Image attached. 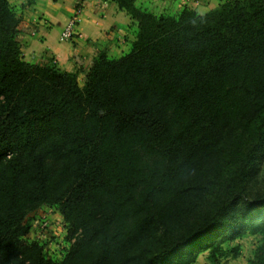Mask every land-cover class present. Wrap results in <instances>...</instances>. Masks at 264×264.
Wrapping results in <instances>:
<instances>
[{
	"label": "trees",
	"instance_id": "trees-1",
	"mask_svg": "<svg viewBox=\"0 0 264 264\" xmlns=\"http://www.w3.org/2000/svg\"><path fill=\"white\" fill-rule=\"evenodd\" d=\"M131 49L80 72L25 62L19 18L0 0V264H195L229 228L262 235L264 196L236 205L264 141V0L156 16L113 0ZM53 208L69 247L26 243ZM57 259V258H56Z\"/></svg>",
	"mask_w": 264,
	"mask_h": 264
},
{
	"label": "crops",
	"instance_id": "crops-1",
	"mask_svg": "<svg viewBox=\"0 0 264 264\" xmlns=\"http://www.w3.org/2000/svg\"><path fill=\"white\" fill-rule=\"evenodd\" d=\"M8 1L20 20L17 40L23 60L32 65H54L66 73L79 71V77H85L99 53L105 52L111 59L129 52L137 32L113 0ZM225 1L136 0V6L156 16H177L184 8L204 15ZM76 12L75 33L69 41L63 40L61 34ZM111 45L113 49L107 50Z\"/></svg>",
	"mask_w": 264,
	"mask_h": 264
},
{
	"label": "rangeland",
	"instance_id": "rangeland-1",
	"mask_svg": "<svg viewBox=\"0 0 264 264\" xmlns=\"http://www.w3.org/2000/svg\"><path fill=\"white\" fill-rule=\"evenodd\" d=\"M117 42H115L113 46L114 48L115 46L117 48ZM112 45L108 47L107 50L111 51L113 49ZM127 51H122L121 54L125 55L128 53ZM117 57L118 53L111 56V59H115ZM84 81V77H79L78 83L80 86L84 85ZM243 192V199L235 206L241 217L245 216L242 208L245 201L264 196V141L254 159L251 175L243 185ZM41 214L50 216V226L45 234V239H39L38 235L40 236V234L34 225L35 220ZM259 218H264V215H260ZM28 224L30 231L25 238L26 243H43L44 241H47L51 250L58 252V254L54 255L57 257H61L65 250L69 247V243L65 241L66 230L64 222L55 209L47 207L42 208L37 213L29 217ZM238 232L239 230L237 227L229 228V230L226 231V235L222 238L223 243L221 245L223 254L221 256L216 255L219 264H254L255 253L263 243L262 235L245 234L243 236H239ZM214 242H217V238L204 241L200 243V245L195 246L193 249L188 250L190 253L200 252L198 253L195 264H211L208 257L210 254V247ZM59 260H61V258L54 259V261Z\"/></svg>",
	"mask_w": 264,
	"mask_h": 264
},
{
	"label": "built area",
	"instance_id": "built-area-1",
	"mask_svg": "<svg viewBox=\"0 0 264 264\" xmlns=\"http://www.w3.org/2000/svg\"><path fill=\"white\" fill-rule=\"evenodd\" d=\"M78 15H79V12H76L75 16L72 18V20L66 26V28L63 30V32L61 34V37L63 40L69 41L73 37V35L75 33L74 31L76 29L77 16ZM49 217H50L49 215L41 214L39 217H37V219L34 222L35 228L38 229V233L40 234V236L38 235L39 239H45V234L47 233L49 226H50ZM43 243H46L44 245V252L49 258H51V259L59 258L57 256H54V255L58 254V252H54V250H51L47 241H44Z\"/></svg>",
	"mask_w": 264,
	"mask_h": 264
}]
</instances>
